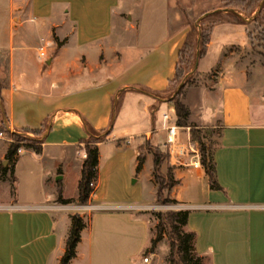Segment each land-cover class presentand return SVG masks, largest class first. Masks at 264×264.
Here are the masks:
<instances>
[{
    "label": "crops",
    "instance_id": "0c3cea01",
    "mask_svg": "<svg viewBox=\"0 0 264 264\" xmlns=\"http://www.w3.org/2000/svg\"><path fill=\"white\" fill-rule=\"evenodd\" d=\"M134 1L9 0L8 8L0 7V58L7 61L8 77L0 93V130L10 136L39 130L35 138L42 148L37 153L23 147L20 153H36L31 164L39 179L31 194L23 195L16 185L13 202L0 205V264H61L71 217L80 213L82 140L88 138L82 118L108 135L98 144L96 187L91 206L81 212L87 226L70 264H157L161 258L151 248L154 234L143 213L157 195L153 204H136L142 189H133V183H140L150 162L148 179L158 191L154 154L145 155L140 171L139 156L145 142L159 144L156 133L166 134L164 112L159 120L158 111L163 103L173 106L152 92L170 87L190 29L180 26L183 15L172 16L165 0L162 22L142 34L138 21L146 8ZM249 44L248 25L217 24L197 63L198 69L204 59H214L198 72L218 74L211 92L219 102L211 106L204 98L207 114L195 116L191 108L188 120L197 126L198 119L201 129H220L214 159L222 189L211 188L206 171L199 179L192 168L194 183L186 180V170L175 172L177 193L171 197L177 210L190 211L188 229L197 233L196 249L205 264H264V99L254 101L250 90V66L257 62L245 63L242 50ZM0 141L1 164L12 141ZM72 169L77 175L70 191ZM1 181L12 194L10 180ZM59 181L70 202L58 199ZM184 186L186 195L178 191ZM148 254L150 263L143 259Z\"/></svg>",
    "mask_w": 264,
    "mask_h": 264
},
{
    "label": "rangeland",
    "instance_id": "374dc122",
    "mask_svg": "<svg viewBox=\"0 0 264 264\" xmlns=\"http://www.w3.org/2000/svg\"><path fill=\"white\" fill-rule=\"evenodd\" d=\"M126 0H123L125 2ZM229 1V2H228ZM135 5H138V8L141 5H144L146 8V13L143 15L140 13L139 9L136 10L137 14L140 13L139 17H142V19L139 22L140 25V31L142 34L144 32L150 33L152 30L158 26L162 22L163 19V10L162 8L164 7L165 0H136L134 1ZM0 7L2 8H8L9 7V0H0ZM170 8H173L172 11V16H174V13L176 11L180 14L183 15L182 23H180V26H186V22H194L197 25H199L201 28L202 27H207L209 25V22H202V18L204 15H206L209 12H212L214 10H224L228 9L229 11H238L241 13L245 18L249 19L250 22L253 21L254 18H256L258 12L257 10H243L242 8H258V5L254 4L252 6L247 5V1H237L236 3L232 2L231 0H170ZM135 13V12H133ZM135 15V14H134ZM186 15V16H185ZM3 19H1L2 21ZM4 22V20H3ZM152 28V29H151ZM221 28V27H218ZM248 29L252 32V44L253 47H250L251 44L249 45L248 50H242V53L245 54L246 56V64H250L252 61H256L257 65L254 67H251L252 70V78H251V84H250V90L252 91V95L254 96V101L257 102H263V96H264V21L260 20L259 22L251 23L248 25ZM219 30V29H218ZM248 30V31H249ZM135 31L133 30V33ZM155 33V32H154ZM218 34V33H217ZM221 34V33H220ZM222 35V34H221ZM197 33H194V38H196ZM245 41V36L244 40ZM9 48L10 45H3V49L5 50V53L9 54ZM188 58V55L185 56L184 59H182L181 63V68L185 69V61ZM214 62V59L211 58L204 59L200 65H199V71L202 72L205 65L210 67ZM248 62V63H247ZM251 65V64H250ZM181 69V70H182ZM197 69V64L195 65V68L191 71H188L185 73L183 70V75L182 78L180 79L181 82H175L173 85H170L168 90L165 92H154L153 94L156 95L159 98L166 99L168 102L170 101V105L174 106L177 112L176 104L174 102H171V100L177 99L181 103L184 104L185 107H187L190 112H192L194 115H200V114H207L205 112L206 106H202L204 103V98L208 100V103H211L209 105L214 106L218 105L219 102V97L217 96L215 98V95L213 96L212 94V84L213 81L216 80V77L218 74L216 72H212L210 76H204V74H200ZM212 69V68H211ZM8 85V77H7V61L4 58H0V93L2 91V88ZM207 96V97H206ZM213 102V103H212ZM121 99L118 100L117 102V110L120 107ZM169 108H171L169 105L167 106L166 103H163L160 110L158 111V118L161 120L162 114L165 111H168ZM192 108V110H191ZM131 111V108H128V112ZM122 114V113H121ZM147 115V112L144 113ZM202 114V115H203ZM189 119V118H188ZM187 119V123L185 125H182L179 123V116H178V124L182 126H187V127H194V125L191 124V122ZM152 120V119H151ZM197 123H195L197 126L201 125L200 121H197L198 119H195ZM200 128V127H199ZM204 133H208L210 135L209 138L205 139L206 142L213 148H216L217 143L219 142V133L220 129L219 128H212V127H206L202 128ZM2 131V130H0ZM98 135H102V132L97 131L95 132ZM20 135L22 137H27V138H35L36 133L35 131L32 130H20L19 132H13L11 133V139L16 140L17 136ZM165 138L166 134L164 131L160 133L155 134V141L159 142L157 145H152L149 143V141L145 142L143 145V149L141 150L142 155L146 154H153V152L157 153L158 156L161 157V167L159 169L158 175L160 177H167V181L169 182V177L176 180L175 177V172H179V170H186V180L188 182L194 183L196 179V173L193 171L192 168H178L174 165H172L167 157L165 156L166 154L164 153V143H165ZM6 140V139H4ZM8 142V141H7ZM13 142V141H12ZM3 143L0 141V144ZM86 145V144H85ZM109 146V145H108ZM107 146V148H108ZM25 150V148H24ZM27 150H34V149H27ZM24 151L20 155V159L18 158L17 162L19 163L16 167L15 171V181L16 185L20 187V190L23 192V195H30L31 190H32V185L34 186L39 179L38 173L36 170L35 164H31L34 160L33 156L31 154H36L33 151ZM4 162H8L7 159L4 160ZM1 163L3 165V168L11 169L13 165H9L8 163L5 165V163ZM16 162V163H17ZM14 164V167L16 165ZM150 168L151 163L149 162L148 168L146 169V172L141 176V181L140 183H133V180H136L137 178L134 177L132 178V183L136 186H133V189L139 188L142 191V196L141 198H138L137 201H135L136 204L140 205H148V204H153L155 202L156 198V191L154 190L153 183L149 181L148 176L150 174ZM77 175L74 169L71 170V182L69 183V190L72 191L74 188V178ZM7 179L10 178V180L14 179V176H12V173L8 172L5 173V175L0 176V205L1 204H10L13 202L14 199V191H12V194H7L6 188L4 186L2 179L5 177ZM156 180L157 188H159V183L156 177H154ZM36 181V182H35ZM96 185V179L93 180ZM206 182V180H204ZM34 183V184H33ZM93 188V187H92ZM94 189V188H93ZM179 193H182V195H186L187 189L184 186L183 188H180ZM177 193V191L174 192V190L171 191L170 196L174 195ZM168 195V190L164 191V196ZM162 198L161 202H158L156 200V203L152 206V208L146 212H143L146 214V217L150 220V228L152 229V234H154V238L158 234L157 230V224L158 221L156 217L154 216L153 212H162L163 214H167L170 210H177V204L173 203H165L163 202L164 197ZM132 197H134L133 191H132ZM91 206L90 202L86 204L78 203L76 205L78 212L76 213L81 215V212H85L88 210V208ZM85 215H88V213H85ZM166 216V215H165ZM157 247V249H155ZM156 247H151L154 250L157 251V253L160 255L161 258L158 259L157 264H170L168 258L171 254V240L169 239L168 233L165 232L163 235V239L161 242L156 246ZM206 261V259H205ZM207 264V263H206Z\"/></svg>",
    "mask_w": 264,
    "mask_h": 264
},
{
    "label": "trees",
    "instance_id": "16d2710c",
    "mask_svg": "<svg viewBox=\"0 0 264 264\" xmlns=\"http://www.w3.org/2000/svg\"><path fill=\"white\" fill-rule=\"evenodd\" d=\"M236 3L238 0H231ZM239 1H247V5L252 6L254 4L258 5V8H242L243 10H257L258 12L256 18L253 19L252 22L249 19L245 18L238 11H229L228 9L222 10H214L212 12L207 13L203 16L202 22H209L207 27H200L194 22H186V26L190 29L187 39L180 49L179 53V62L176 70L175 78L172 80L171 85L175 82H181L184 69L181 68V63L184 62L182 59L188 55V58L185 61V73L191 71L195 68V65L198 63L200 59H202L210 46L211 35L214 27L217 24L221 23H237L249 25L251 23L259 22L260 20L264 21V0H239ZM229 2V1H228ZM186 16V15H185ZM249 30V29H248ZM194 33H197L196 38H194ZM251 31H248L250 38V47H253L252 44V35ZM249 44V45H250ZM248 50V49H246ZM183 71H182V70ZM154 93V92H152ZM171 102H174L177 108V114L179 116V123L185 125L187 123V119L190 116V110L184 106L177 99H172ZM86 127L88 128V138L82 140L85 145V151L87 153V157L84 159L83 169H82V177L79 182V201L82 204H86L89 202L94 189L91 187V183L93 180L98 178V165H99V148L98 144L106 139L108 135V131L106 130H96L90 124L82 118ZM193 138L199 143L201 152H202V164L205 168L206 174L209 177L210 186L212 189L219 190L222 189V186L219 184L217 180V169L216 163L214 159V149L209 145L205 139L209 138L210 135L208 133H204V131L194 126L191 128ZM36 134H39V130H34ZM100 131L102 135H98L95 132ZM40 140L36 138H27L22 137L20 135L17 136V139L14 140L8 149L6 159L9 165H13L9 170L7 168H3V165L0 166V176L5 175V173H12L14 176V164L18 160L19 148H29L34 149L37 153L42 151V148L39 144ZM217 146V145H216ZM165 153V152H164ZM154 154V177L158 180L159 188L157 191V200L161 202L164 191L168 190V195L164 196L163 202L178 204V201L175 198L170 196V192L172 189L178 184V181L167 177H160L158 172L161 167V157L158 156L157 153ZM166 156V155H165ZM145 161V155L139 156V165L138 171L142 169L143 163ZM5 177V176H4ZM4 179H7L6 177ZM10 180V178L8 179ZM12 191H16V181L15 176L13 180H10ZM60 201L70 202L71 200L63 199L62 197V188L61 181H59V197ZM156 217L158 224L157 230L158 234L155 238L152 239V247H156L158 243L163 239V235L165 232L168 233L169 239L171 240V254L168 258L170 264H205V258L198 254L196 249V240L197 233L193 230L188 229V221H189V210H170L167 214H163L162 212H153ZM166 215V216H165ZM72 225L69 232L66 252L61 259V264H70L73 258L77 254V246L81 241L82 232L86 228L87 223L79 214H75L72 217ZM152 250H154L152 248Z\"/></svg>",
    "mask_w": 264,
    "mask_h": 264
},
{
    "label": "built area",
    "instance_id": "2783aa9c",
    "mask_svg": "<svg viewBox=\"0 0 264 264\" xmlns=\"http://www.w3.org/2000/svg\"><path fill=\"white\" fill-rule=\"evenodd\" d=\"M46 50L41 48L40 57H45ZM164 130L166 131V140L164 143V152L169 162L178 168H193L197 173V177L202 179L204 177L205 168L202 164V152L199 143L193 138L191 127L182 126L178 124V114L175 107L169 108L163 114ZM0 138L11 139L10 134L0 131ZM19 153L23 151V147L19 148ZM84 157H87L85 151ZM91 187L95 189L96 185L93 181ZM144 261L150 263L151 256L148 254L144 256Z\"/></svg>",
    "mask_w": 264,
    "mask_h": 264
},
{
    "label": "water",
    "instance_id": "95a60500",
    "mask_svg": "<svg viewBox=\"0 0 264 264\" xmlns=\"http://www.w3.org/2000/svg\"><path fill=\"white\" fill-rule=\"evenodd\" d=\"M5 163V165L7 164V162H4Z\"/></svg>",
    "mask_w": 264,
    "mask_h": 264
}]
</instances>
